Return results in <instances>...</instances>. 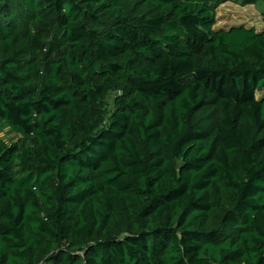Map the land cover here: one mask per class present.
<instances>
[{"label": "trees", "instance_id": "obj_1", "mask_svg": "<svg viewBox=\"0 0 264 264\" xmlns=\"http://www.w3.org/2000/svg\"><path fill=\"white\" fill-rule=\"evenodd\" d=\"M227 1L0 0V264H264V28Z\"/></svg>", "mask_w": 264, "mask_h": 264}, {"label": "rangeland", "instance_id": "obj_2", "mask_svg": "<svg viewBox=\"0 0 264 264\" xmlns=\"http://www.w3.org/2000/svg\"><path fill=\"white\" fill-rule=\"evenodd\" d=\"M243 24L245 26H253L256 29L264 28V3L258 1L254 4H243L239 0L227 1L222 3L216 9L215 29L228 28L233 25ZM258 93V92H257ZM256 93V94H257ZM113 93H109L106 97V114L113 110ZM258 94L257 96H259ZM7 128L0 131L1 136H4Z\"/></svg>", "mask_w": 264, "mask_h": 264}]
</instances>
